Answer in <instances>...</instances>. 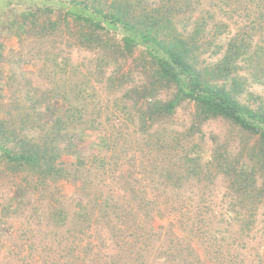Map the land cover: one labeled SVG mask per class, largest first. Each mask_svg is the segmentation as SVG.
Instances as JSON below:
<instances>
[{
    "label": "rangeland",
    "instance_id": "374dc122",
    "mask_svg": "<svg viewBox=\"0 0 264 264\" xmlns=\"http://www.w3.org/2000/svg\"><path fill=\"white\" fill-rule=\"evenodd\" d=\"M194 2L195 16L210 20L208 42L219 40L222 19L260 46V64L239 70V98L264 103V0ZM51 6L55 0H0L1 132L12 147L21 138H40L69 99L84 121L75 118L61 133L67 178L40 183L27 167L0 158V264H264V160L256 157L257 140L224 118L200 127L187 100L172 119L146 131L129 91L152 84L150 57L140 48L103 60L107 53L82 46L78 23ZM29 10L36 16L26 19ZM211 54L203 46L198 59L213 63ZM158 92L168 99L173 89L160 85ZM189 131L194 139H187ZM192 147L213 160L208 178L187 174L184 154ZM218 148L227 150L228 162L214 160ZM232 161L257 174L253 194L241 195L223 171Z\"/></svg>",
    "mask_w": 264,
    "mask_h": 264
},
{
    "label": "trees",
    "instance_id": "16d2710c",
    "mask_svg": "<svg viewBox=\"0 0 264 264\" xmlns=\"http://www.w3.org/2000/svg\"><path fill=\"white\" fill-rule=\"evenodd\" d=\"M220 1L229 4L231 0ZM55 4L51 6L52 12L54 7L62 8L66 16L72 17L80 26L82 46L87 50L107 53L103 60L107 61L109 55L116 60L120 56H132L140 48L145 56L150 57L155 67L152 84L130 87L129 91L138 105L137 119L142 120V124L148 123L146 131L165 119H172L179 105L187 100L194 104L200 127L213 118L231 121L257 140L260 150L256 157L259 162L264 160V103L251 106L239 98L243 89L239 82V70L244 64L255 68L261 62V48L252 43L250 36L232 33L231 25L221 19L217 22L219 40L215 44L208 42L204 32L210 20L204 14L195 16L194 0H55ZM30 16H36L35 10L23 14L26 19ZM184 21L185 24H182ZM117 33L122 35L121 42L114 41ZM206 45L208 49L212 48L211 56L217 57L213 63L204 64L198 59V51ZM160 85L167 90L173 89L170 98H160ZM75 118L84 121V111L77 110L75 103L69 99L63 116L50 124L45 135L36 139L21 138L13 147L7 145L12 138L1 132L0 124L1 160L17 164L20 169L27 167L38 175L40 183L48 180L54 183L69 177V170L60 164L62 150L59 144L62 131L67 130ZM196 135L189 131L186 137L194 139ZM226 151L216 149L218 156L214 160L219 164L221 158L228 162ZM77 155L79 158L80 154ZM184 158L188 165L187 174L198 179L201 175L206 176L210 170L206 166L213 161L204 158V151L197 152L193 147L185 152ZM102 160L105 164L106 160ZM80 167L78 164L76 169L80 170ZM223 169L241 195L247 196L256 191L257 174L254 170L250 171L247 165L238 166L232 161L228 169ZM171 178L177 182L184 181L183 177L172 175ZM139 198L141 196L135 195L132 199L137 202ZM99 206L101 211L108 207L106 201L99 202Z\"/></svg>",
    "mask_w": 264,
    "mask_h": 264
}]
</instances>
